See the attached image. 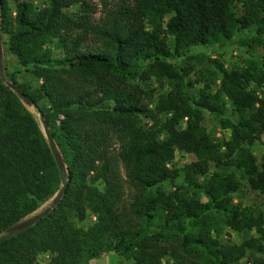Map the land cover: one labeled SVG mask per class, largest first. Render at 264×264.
<instances>
[{"label":"trees","instance_id":"16d2710c","mask_svg":"<svg viewBox=\"0 0 264 264\" xmlns=\"http://www.w3.org/2000/svg\"><path fill=\"white\" fill-rule=\"evenodd\" d=\"M11 1L12 9L0 0V33L19 67L41 81L31 89L16 81L17 71L7 80L41 114L62 168L31 112L0 76V231L34 211L64 179L66 187L45 216L2 235L0 264H38L39 253L47 256L45 264H80L109 250L131 264L165 258L264 264V205L239 198L243 183L264 196V152L258 159L250 150L264 136V54L244 68L205 58L215 64L219 85L208 92L210 79L202 78L193 98L185 92L192 84L184 80L189 68L172 62H201L191 48L224 45L240 34L242 48L264 50V0H115L99 25L89 23L85 10H69L76 0ZM150 74L171 81L152 108L131 82ZM202 111L227 134L205 132ZM175 150L195 159L176 168L168 164ZM116 160L134 191L128 212L119 209L112 182ZM86 212L94 220L76 225L73 218L82 220ZM224 228L242 240L226 243Z\"/></svg>","mask_w":264,"mask_h":264},{"label":"rangeland","instance_id":"374dc122","mask_svg":"<svg viewBox=\"0 0 264 264\" xmlns=\"http://www.w3.org/2000/svg\"><path fill=\"white\" fill-rule=\"evenodd\" d=\"M7 1L9 8L12 9V1ZM41 3V0H34V4L36 6H41ZM114 3L115 0H76L69 7V10H71L76 15L81 13L82 10H85L89 17V23L91 22L92 25H99L102 24L103 20L107 16V10L113 7ZM247 34L249 33L247 32ZM240 36H243V34H240L234 40L229 41L224 45L213 44L209 47L191 48L189 51L190 54H201V62H198L196 59H187L185 57H179L172 61L176 64L177 68H189V72L184 75L185 81L192 82L191 86L185 89V92L188 96L193 98L196 96L198 90L204 87L202 78L206 80L210 79V81L207 82L210 86L207 89L208 92L213 93L219 85V73L216 70L215 64L211 61L205 60V58L212 60L215 59L218 62H221L226 68H244L250 64V61L252 62L256 58L258 59L260 55L264 54V50H261L260 48H257L254 51L242 48L239 45ZM94 41L95 39H93V36H90L89 44L94 45ZM201 56L197 55V58H200ZM144 67V64L141 65L140 70H142ZM206 70H210L211 72H214V75H216L212 76L207 73ZM14 71H17V74H15L16 81L18 83L26 84L31 89L38 86L41 81L39 78L33 76L30 72L24 71L21 67H19L14 55L11 54L7 49L6 35L0 33V76L2 78V82L7 80V75ZM131 82L140 88L141 94L139 96L141 97V101L143 103H149L148 105L150 108L153 107L152 104L157 99V96L161 92L169 90L171 87V81L165 78L158 80L152 74H150L148 77L145 76L144 78L137 75L131 80ZM41 103L46 104V101L42 100ZM24 105L31 112L38 123L39 128L41 129L40 117L38 116V113L31 105H27L25 103ZM228 113L229 111L227 114ZM158 117L162 118L163 114H158ZM141 122L147 123V119H144ZM199 125L205 132L212 134L214 137H219L222 133L227 134V130L221 128L216 117L207 111H202V119L200 120ZM117 147V142L112 141L109 150L114 153L117 151ZM250 150L252 154H254V156L259 159L260 155L264 152V136H261L259 140L254 141L250 147ZM194 159L195 158L191 153L175 150L168 164L179 168L183 164ZM113 172L115 175L112 179V182L114 183L115 187H117L119 194L118 207L119 209H124L128 212L129 203L132 200L134 191L125 177L124 168L121 162L117 160L115 161L113 165ZM176 182H179V179H177ZM164 187L171 188L172 186L166 182ZM52 196L42 201L34 211L26 216H29L30 214L38 212L44 208L51 201ZM239 198L242 204L253 205L254 207L264 205V196L257 191L251 190L245 183L242 184V193L239 194ZM234 200H237V197H235ZM92 220H94V216L88 212L85 213V216L82 220L73 218L74 223L78 226H85ZM0 235H4V233H0ZM242 237L243 235L241 233L237 234L228 228H224L223 232L221 233V238L226 243L230 244L239 243L242 240ZM247 256L248 253L245 254L243 260H245ZM261 256L264 258V255ZM36 261L38 264H45L47 261V256L44 253H39L36 255ZM80 264H131V260L125 259L114 251L109 250L104 251L95 257L84 259ZM161 264H173V262L170 258H165L161 259Z\"/></svg>","mask_w":264,"mask_h":264},{"label":"water","instance_id":"95a60500","mask_svg":"<svg viewBox=\"0 0 264 264\" xmlns=\"http://www.w3.org/2000/svg\"><path fill=\"white\" fill-rule=\"evenodd\" d=\"M4 84L6 86H8L18 97L21 98L22 102H24L25 104H28L29 99L28 97L18 88L17 85L12 84L10 81L8 80H4L3 81ZM38 116L40 117V124H41V131L43 133L44 138L47 141V144L49 145V147L52 150V154L53 157L58 165V168H62V161H61V157L60 154L58 152V149L56 147V144L54 143L50 132L41 116V114L38 112ZM65 187H66V180L64 179L63 183L61 184V186L59 187L58 191H56L54 193V195L51 198V201L41 210H39L38 212H34L33 214H30L29 216H26L24 218H22L21 220H19L18 222L4 227L2 229V231H0V233H4V236H8L11 233H14L16 231L22 230L24 228H27L29 226H31L32 224H34L37 220H39L41 217L45 216L58 202L59 200L62 198L64 192H65ZM2 239V235H0V240Z\"/></svg>","mask_w":264,"mask_h":264}]
</instances>
